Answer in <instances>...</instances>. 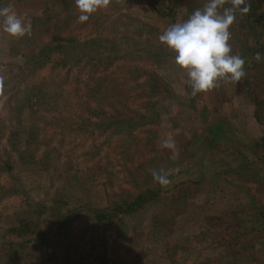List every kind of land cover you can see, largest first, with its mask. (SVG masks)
I'll return each instance as SVG.
<instances>
[{
  "label": "rangeland",
  "instance_id": "1",
  "mask_svg": "<svg viewBox=\"0 0 264 264\" xmlns=\"http://www.w3.org/2000/svg\"><path fill=\"white\" fill-rule=\"evenodd\" d=\"M206 2L111 0L80 23L75 0H0L31 23L0 29V264L9 247L14 264H264V0H246L262 59L237 12L245 77L191 97L158 37ZM146 188L141 207L93 220Z\"/></svg>",
  "mask_w": 264,
  "mask_h": 264
},
{
  "label": "clouds",
  "instance_id": "2",
  "mask_svg": "<svg viewBox=\"0 0 264 264\" xmlns=\"http://www.w3.org/2000/svg\"><path fill=\"white\" fill-rule=\"evenodd\" d=\"M110 3L111 0H75L78 21H88L93 13L106 9ZM249 10L246 0H207L186 20L169 25L159 35L161 44L174 54V63L186 73L185 83L191 88V97L218 88L221 81L241 83L246 75L245 60L231 54L229 29L237 12ZM25 16L11 7L0 8V29L14 38L30 35L31 23ZM254 59L259 62L261 53H255ZM163 147L171 150V158H178L179 149L174 142L165 141Z\"/></svg>",
  "mask_w": 264,
  "mask_h": 264
},
{
  "label": "trees",
  "instance_id": "3",
  "mask_svg": "<svg viewBox=\"0 0 264 264\" xmlns=\"http://www.w3.org/2000/svg\"><path fill=\"white\" fill-rule=\"evenodd\" d=\"M248 5L250 6V10L247 13H242L243 14V19H244V22L246 23V27L249 28L248 32L252 31V33H250V35L253 37L254 47H257V50L255 52L256 53L257 52L261 53L263 46H262V43L260 42L258 36L255 34L256 31H257L256 27H258V25L260 27L263 25V24H260V23H262L261 16L253 14L252 13V9H253L254 6H252L250 4H248ZM244 47L245 48L241 49L242 52L240 51L239 55L245 60L244 67L246 69L247 57H246V55H244L243 49L253 47V45L244 46ZM44 49H46V47H42V49H40L36 53L38 55H40V52H42ZM27 62H28V60H27ZM139 73L141 74V72H139ZM143 74H145V73L143 72ZM148 80H150V81H147V82L152 83V86L154 88H156L157 93L168 92L167 87L158 78L153 76V77H148ZM226 125L228 126V124H226ZM207 133H208V136H209L210 141L212 142V144L213 143L216 144L219 141V139H221L222 136H224V134H225V132L223 131V126H222L221 122H219L218 124H216V123L210 124L209 128H207ZM259 140H260V142L263 143V136ZM227 141L229 143L230 140H227ZM234 143H235V141H234ZM262 146H263V144L259 147V149H261ZM230 149L233 150L234 147L230 148ZM154 194H155L154 191H151L150 189H147V188L143 189V190H140L137 193H135L133 195L132 199L129 200V201H123V202H120L119 204H114L111 207H103L100 210H94L93 213H92L93 220L95 222H102L104 220L111 219L113 217V215H116L119 212L122 213V214H127L129 212H132L135 209H137L138 207H141L142 204L145 201H147V199H151V197ZM24 241H28V239H24ZM10 244H11V242H7L8 247L10 246ZM9 248L10 249L8 250V255L6 256L5 261L3 262V264H14L15 253H14V250H12L11 247H9Z\"/></svg>",
  "mask_w": 264,
  "mask_h": 264
}]
</instances>
